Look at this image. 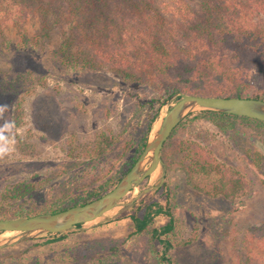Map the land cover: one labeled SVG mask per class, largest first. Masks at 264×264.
<instances>
[{"label":"rangeland","instance_id":"obj_1","mask_svg":"<svg viewBox=\"0 0 264 264\" xmlns=\"http://www.w3.org/2000/svg\"><path fill=\"white\" fill-rule=\"evenodd\" d=\"M234 1L264 18L251 1ZM14 2L0 0V216L52 212L74 196L84 200L114 188L156 111L166 113L176 93H193L186 78L172 74L146 79L138 70L126 74L107 63L69 69L59 54L67 25L40 39L38 12ZM232 53L229 72L245 76L248 68ZM142 57L148 55L142 51ZM253 72L245 78L248 94H261L264 85ZM198 111L165 144L167 173L159 187L117 217L111 218L120 207L65 232L60 241L43 234L5 248L0 264H162L163 245L151 228L135 233L133 217H142L151 204L170 209L175 218L171 253L177 263L264 264V124L241 117L215 123L195 118ZM162 173L160 166L125 200L160 184ZM27 185L31 191L15 197ZM169 220L161 213L155 225ZM14 234L0 231V239Z\"/></svg>","mask_w":264,"mask_h":264},{"label":"trees","instance_id":"obj_2","mask_svg":"<svg viewBox=\"0 0 264 264\" xmlns=\"http://www.w3.org/2000/svg\"><path fill=\"white\" fill-rule=\"evenodd\" d=\"M14 1L15 7H32V10L38 12L41 19L40 39L49 36L56 26L67 25L63 29L59 54L69 69L99 68L107 63L116 70L127 72L126 74L138 70L146 79L161 78L163 74L186 78L189 87L193 89L190 91L196 94L264 99V90L261 94L249 95L251 87L245 80L248 78V71L255 69L253 76L259 84L264 85V18L250 13L247 5L234 0ZM154 1H157V5L153 4ZM246 1L252 2L254 7L251 6L257 10L255 12L264 13V0ZM118 13L121 16L119 21ZM174 35L179 39H193L194 42L186 39L183 43L178 42ZM138 45L141 47L138 48ZM142 51L148 55L147 58L140 59ZM228 52H233L236 60L241 63L240 66L248 68L243 69L245 76L242 77L241 74L239 78H234V74L229 72L230 68L226 63ZM194 115L195 118L215 123L241 117L264 124V121L258 119L208 109L200 110ZM157 118L158 110L152 117L146 136L128 170L143 151ZM183 122L175 128L169 139ZM203 169L209 170L206 165ZM118 181L119 179L112 186H116ZM111 189L90 192L84 200L82 195L74 196L71 198L74 199L73 202L53 209L52 212L86 203ZM30 191L31 188L27 185L24 191L19 189V194L16 193L15 197H22ZM161 213L168 214L170 220L162 227H156L155 217ZM33 214L34 212L18 211L12 216H0V219ZM133 221L135 233L151 228L154 239L162 243L163 251L159 256L162 264H179L171 253L174 247L171 233L175 228V218L170 209L161 204L157 207L151 204L142 217L134 216ZM81 225L78 224L76 228ZM50 235H53L50 238L52 241L66 238L65 232ZM4 250L2 248L0 252Z\"/></svg>","mask_w":264,"mask_h":264},{"label":"water","instance_id":"obj_3","mask_svg":"<svg viewBox=\"0 0 264 264\" xmlns=\"http://www.w3.org/2000/svg\"><path fill=\"white\" fill-rule=\"evenodd\" d=\"M176 94L180 95V99L166 113L158 115L153 133L150 134L143 151L114 188L91 201L57 212L1 218L0 231H17V234L1 238L0 249L20 244L43 234L70 231L78 224L95 221L115 207H120L118 212L111 217L115 218L133 206L141 197L164 182L167 167L162 151L165 143L175 128L195 110H215L264 121V99L262 98L185 92ZM160 166L163 170L160 184L150 183L138 194L125 200L134 188L141 185Z\"/></svg>","mask_w":264,"mask_h":264}]
</instances>
